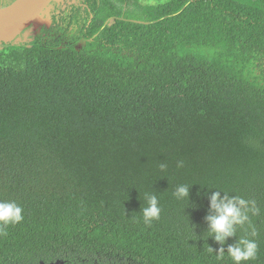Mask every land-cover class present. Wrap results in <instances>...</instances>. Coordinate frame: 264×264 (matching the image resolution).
<instances>
[{
	"label": "trees",
	"instance_id": "16d2710c",
	"mask_svg": "<svg viewBox=\"0 0 264 264\" xmlns=\"http://www.w3.org/2000/svg\"><path fill=\"white\" fill-rule=\"evenodd\" d=\"M50 8V26L0 41V201L24 217L0 264H233L240 237L258 246L241 264H264V0ZM212 191L258 209L224 245Z\"/></svg>",
	"mask_w": 264,
	"mask_h": 264
},
{
	"label": "clouds",
	"instance_id": "9594fccd",
	"mask_svg": "<svg viewBox=\"0 0 264 264\" xmlns=\"http://www.w3.org/2000/svg\"><path fill=\"white\" fill-rule=\"evenodd\" d=\"M45 20L50 21L49 18H45ZM180 165H182V162L178 163V166ZM159 167L163 171L167 166L160 164ZM189 187L190 185H178L173 195L177 199H189ZM223 193L221 195V191L211 192L208 196V214L204 217L207 223L206 231L209 232L207 237H211L220 245H224L227 238L236 236L237 226H243L249 221V212L253 214L258 212L255 202L246 201L235 195L230 196L225 192ZM144 200L146 206L142 209L140 208L139 212L142 215L144 223L150 224L153 220L159 219L161 208L155 194L145 193ZM23 219V209L15 201H0V234L4 233L6 226L18 224ZM253 235H255V232H253ZM257 247L255 240L240 237L233 244L227 246V253L233 264H241L242 261L255 259ZM210 250L213 251L211 247ZM216 252L222 257L225 249L220 247Z\"/></svg>",
	"mask_w": 264,
	"mask_h": 264
},
{
	"label": "water",
	"instance_id": "95a60500",
	"mask_svg": "<svg viewBox=\"0 0 264 264\" xmlns=\"http://www.w3.org/2000/svg\"><path fill=\"white\" fill-rule=\"evenodd\" d=\"M52 0H13L0 6V41L14 40L26 27L33 29L48 20H42L41 13Z\"/></svg>",
	"mask_w": 264,
	"mask_h": 264
},
{
	"label": "flooded vegetation",
	"instance_id": "af4514ba",
	"mask_svg": "<svg viewBox=\"0 0 264 264\" xmlns=\"http://www.w3.org/2000/svg\"><path fill=\"white\" fill-rule=\"evenodd\" d=\"M12 2V1H11ZM52 2H57L58 4H60V6H61V8H64V7H66L67 5H69L70 3H72V2H74V0H52L50 3H51V8H52ZM10 3V2H9ZM49 3V4H50ZM8 4V3H7ZM49 4H48V6H49ZM4 5H6V4H4ZM1 6V5H0ZM3 6V5H2ZM50 8V9H51ZM43 13V12H42ZM42 13L40 14L41 15V18H42V20L44 21L45 20V18H43V16H42ZM43 24V23H42ZM42 24L41 25H39L38 27H36L34 30H38L39 29V27H41L42 26ZM50 24H51V21H49V23H48V25L47 26H50ZM28 27H26L25 29H27ZM24 29V30H25ZM31 30H29V32H30ZM23 32V31H22ZM47 264H63V261H61V260H56V261H54V262H51V263H47Z\"/></svg>",
	"mask_w": 264,
	"mask_h": 264
},
{
	"label": "rangeland",
	"instance_id": "374dc122",
	"mask_svg": "<svg viewBox=\"0 0 264 264\" xmlns=\"http://www.w3.org/2000/svg\"><path fill=\"white\" fill-rule=\"evenodd\" d=\"M44 11H45V10H44ZM44 11H42L43 14H44ZM34 29H35V28H34ZM34 29H33V26L31 25L30 30H34Z\"/></svg>",
	"mask_w": 264,
	"mask_h": 264
}]
</instances>
